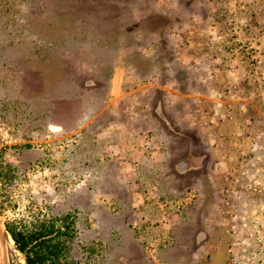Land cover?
I'll return each instance as SVG.
<instances>
[{
    "label": "rangeland",
    "instance_id": "rangeland-1",
    "mask_svg": "<svg viewBox=\"0 0 264 264\" xmlns=\"http://www.w3.org/2000/svg\"><path fill=\"white\" fill-rule=\"evenodd\" d=\"M12 232L54 264H264V0H0V264H25Z\"/></svg>",
    "mask_w": 264,
    "mask_h": 264
},
{
    "label": "trees",
    "instance_id": "trees-1",
    "mask_svg": "<svg viewBox=\"0 0 264 264\" xmlns=\"http://www.w3.org/2000/svg\"><path fill=\"white\" fill-rule=\"evenodd\" d=\"M12 239L16 249L23 255L25 264H54L51 260L48 262L47 242L39 240L35 233L23 235L12 232Z\"/></svg>",
    "mask_w": 264,
    "mask_h": 264
},
{
    "label": "bare ground",
    "instance_id": "bare-ground-1",
    "mask_svg": "<svg viewBox=\"0 0 264 264\" xmlns=\"http://www.w3.org/2000/svg\"><path fill=\"white\" fill-rule=\"evenodd\" d=\"M51 127L56 128V131H58V132L61 130L60 127H58V126H54V125H50V127H49L50 130H51Z\"/></svg>",
    "mask_w": 264,
    "mask_h": 264
},
{
    "label": "water",
    "instance_id": "water-1",
    "mask_svg": "<svg viewBox=\"0 0 264 264\" xmlns=\"http://www.w3.org/2000/svg\"><path fill=\"white\" fill-rule=\"evenodd\" d=\"M50 127V126H49Z\"/></svg>",
    "mask_w": 264,
    "mask_h": 264
}]
</instances>
